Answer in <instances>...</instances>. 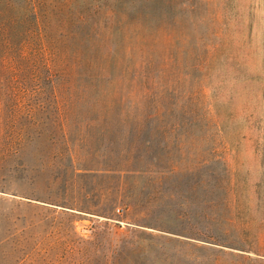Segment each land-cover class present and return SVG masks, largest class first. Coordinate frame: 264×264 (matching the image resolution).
<instances>
[{"label": "rangeland", "instance_id": "374dc122", "mask_svg": "<svg viewBox=\"0 0 264 264\" xmlns=\"http://www.w3.org/2000/svg\"><path fill=\"white\" fill-rule=\"evenodd\" d=\"M50 18L56 63L0 64V264H264V0Z\"/></svg>", "mask_w": 264, "mask_h": 264}, {"label": "trees", "instance_id": "16d2710c", "mask_svg": "<svg viewBox=\"0 0 264 264\" xmlns=\"http://www.w3.org/2000/svg\"><path fill=\"white\" fill-rule=\"evenodd\" d=\"M60 2L65 0H6L0 10L1 66L8 64L17 69H42L47 65L43 55L46 46L53 56L51 63H56L57 40L52 39L48 29L51 14ZM72 104L62 102L63 112H69ZM54 108L57 113L61 111L58 106ZM49 110V103L40 104L39 113Z\"/></svg>", "mask_w": 264, "mask_h": 264}]
</instances>
